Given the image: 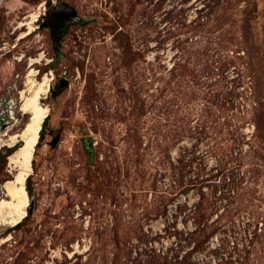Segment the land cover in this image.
I'll use <instances>...</instances> for the list:
<instances>
[{"label":"rangeland","instance_id":"374dc122","mask_svg":"<svg viewBox=\"0 0 264 264\" xmlns=\"http://www.w3.org/2000/svg\"><path fill=\"white\" fill-rule=\"evenodd\" d=\"M52 1L0 0L4 139L29 59L50 77L0 264H264V0H63L85 24L57 54L42 14L11 33ZM20 144L0 147L1 198Z\"/></svg>","mask_w":264,"mask_h":264},{"label":"bare ground","instance_id":"6f19581e","mask_svg":"<svg viewBox=\"0 0 264 264\" xmlns=\"http://www.w3.org/2000/svg\"><path fill=\"white\" fill-rule=\"evenodd\" d=\"M27 16L29 20L20 21L16 26V28L24 25L27 26L28 31L20 37L31 32L33 23L35 20H38L37 13H30ZM40 58L41 55L29 59L30 70L27 74L24 87L19 91L20 108L23 114H27V121L19 131L10 132L9 130L12 126H8L5 130L7 139L3 138L4 135H0V147L7 142L21 141L16 150L9 155V162L17 166V170L13 174L12 179L5 180L3 183V188L8 195V199L0 197V226H14L17 224L25 216L29 203L25 180L31 172V160L42 123L50 112L49 107L41 103V99L46 95L48 90L50 77L44 75L41 80H37L35 78L36 72L31 68L33 63L38 62ZM12 118L15 120L16 117L12 115Z\"/></svg>","mask_w":264,"mask_h":264},{"label":"flooded vegetation","instance_id":"af4514ba","mask_svg":"<svg viewBox=\"0 0 264 264\" xmlns=\"http://www.w3.org/2000/svg\"><path fill=\"white\" fill-rule=\"evenodd\" d=\"M59 3H66L68 6H72L70 3L66 2V1H63V0H59V1H56L55 0V1L50 2L49 4H47L45 6V11L42 14L41 22H40V27H39V29L41 28L40 30H43V29L47 30L48 37H49V40H50V43H51V48H52L54 54L59 53L60 48L62 49L63 38L67 35L68 30L71 27H73L75 25H84L85 24L84 20L82 19V17L80 16V14L78 12H77V16L75 18H73L71 14H67L66 13L65 14V23L63 25H61L62 35H60L59 40H57V35L55 33H53L52 28L49 27L48 25L41 26V24H42V22L44 20L45 15L47 14L48 9L50 7H52V6H56L57 7L59 5ZM51 15L52 14L49 15V17L47 18V20H49L51 18ZM14 31H15V29H13V31L11 33H14ZM60 32H59V34H60ZM54 41H56L55 46L53 45Z\"/></svg>","mask_w":264,"mask_h":264},{"label":"water","instance_id":"95a60500","mask_svg":"<svg viewBox=\"0 0 264 264\" xmlns=\"http://www.w3.org/2000/svg\"><path fill=\"white\" fill-rule=\"evenodd\" d=\"M71 14L73 18L77 16V11L74 7L68 6L66 3H59V5L52 6L48 9L47 14L44 17V20L41 24V26L48 25L52 28L53 33L57 35V40H59L60 35H62V29L61 25L65 23V14ZM51 15V18L47 20L49 15ZM61 31V32H60ZM60 32V34H59ZM56 41H54L53 45L55 46ZM58 141V137L54 138L51 142V145H54ZM28 211H26L25 216L27 215Z\"/></svg>","mask_w":264,"mask_h":264},{"label":"trees","instance_id":"16d2710c","mask_svg":"<svg viewBox=\"0 0 264 264\" xmlns=\"http://www.w3.org/2000/svg\"><path fill=\"white\" fill-rule=\"evenodd\" d=\"M48 118H49V116H47L45 119H44V121H43V123H42V127H41V130H40V132H39V138H38V141H37V144L39 143V141H41L42 139H43V137H44V126H45V124H46V121L48 120ZM36 144V145H37ZM5 150H6V148H5ZM9 151H10V149H8ZM7 151V150H6ZM8 152V151H7ZM4 156H2V154H1V152H0V161H3L4 162ZM25 187H26V191H27V193H28V195H29V197H31L32 196V189H31V185H30V175H28L27 176V178H26V180H25ZM224 191V190H223ZM221 192V191H220ZM224 193V192H223ZM28 205H29V203H28ZM28 205H27V211H28V213H27V215L32 211V208L31 207H28ZM26 215V216H27ZM26 216H24L17 224H15L14 226H18L20 223H21V221H23V219L26 217ZM253 234L252 235H255V233L256 232H254V230H252L251 231Z\"/></svg>","mask_w":264,"mask_h":264},{"label":"built area","instance_id":"2783aa9c","mask_svg":"<svg viewBox=\"0 0 264 264\" xmlns=\"http://www.w3.org/2000/svg\"><path fill=\"white\" fill-rule=\"evenodd\" d=\"M42 11H39L37 14H38V19H39V17H40V15L41 14H43L44 13V11H45V6L44 5H42ZM36 21V20H35ZM38 21V20H37ZM17 26V25H16ZM16 26L13 28V29H15L16 30ZM23 27V26H22ZM25 27L27 28V26L25 25ZM21 28V27H20ZM19 29V28H18ZM249 232H251V231H249ZM252 233V232H251Z\"/></svg>","mask_w":264,"mask_h":264}]
</instances>
